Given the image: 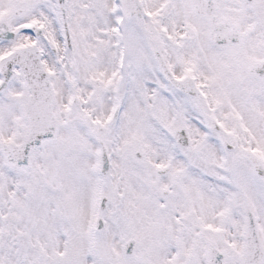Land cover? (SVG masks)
<instances>
[{"label": "snow or ice", "instance_id": "snow-or-ice-1", "mask_svg": "<svg viewBox=\"0 0 264 264\" xmlns=\"http://www.w3.org/2000/svg\"><path fill=\"white\" fill-rule=\"evenodd\" d=\"M0 264H264V0H0Z\"/></svg>", "mask_w": 264, "mask_h": 264}]
</instances>
